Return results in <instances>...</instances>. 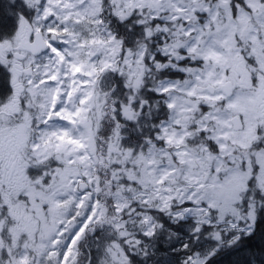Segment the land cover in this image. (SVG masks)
I'll return each instance as SVG.
<instances>
[{
  "label": "snow or ice",
  "instance_id": "6c2138e0",
  "mask_svg": "<svg viewBox=\"0 0 264 264\" xmlns=\"http://www.w3.org/2000/svg\"><path fill=\"white\" fill-rule=\"evenodd\" d=\"M0 264H264V0H0Z\"/></svg>",
  "mask_w": 264,
  "mask_h": 264
}]
</instances>
